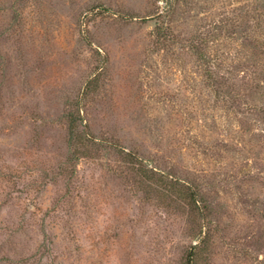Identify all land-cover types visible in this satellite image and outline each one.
Wrapping results in <instances>:
<instances>
[{
    "label": "rangeland",
    "instance_id": "1",
    "mask_svg": "<svg viewBox=\"0 0 264 264\" xmlns=\"http://www.w3.org/2000/svg\"><path fill=\"white\" fill-rule=\"evenodd\" d=\"M0 264H264V0H0Z\"/></svg>",
    "mask_w": 264,
    "mask_h": 264
},
{
    "label": "trees",
    "instance_id": "2",
    "mask_svg": "<svg viewBox=\"0 0 264 264\" xmlns=\"http://www.w3.org/2000/svg\"><path fill=\"white\" fill-rule=\"evenodd\" d=\"M168 15H170L169 13H168ZM163 16V14H158L157 15V19H159L160 17H162ZM166 16V15H165ZM164 22H165V20H163V21H161V25H159L160 24V22H159V26L157 25V28H159L160 29V31H162V32H164V30H165V32L166 31H168V29L170 28V26L168 25V23H165L164 24ZM74 124V123H73Z\"/></svg>",
    "mask_w": 264,
    "mask_h": 264
}]
</instances>
